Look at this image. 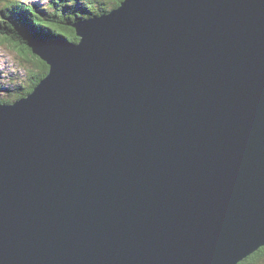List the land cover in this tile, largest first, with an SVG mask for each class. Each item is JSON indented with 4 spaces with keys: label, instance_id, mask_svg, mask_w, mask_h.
I'll list each match as a JSON object with an SVG mask.
<instances>
[{
    "label": "water",
    "instance_id": "obj_1",
    "mask_svg": "<svg viewBox=\"0 0 264 264\" xmlns=\"http://www.w3.org/2000/svg\"><path fill=\"white\" fill-rule=\"evenodd\" d=\"M34 45L0 105V264H239L264 246V0H123Z\"/></svg>",
    "mask_w": 264,
    "mask_h": 264
},
{
    "label": "trees",
    "instance_id": "obj_2",
    "mask_svg": "<svg viewBox=\"0 0 264 264\" xmlns=\"http://www.w3.org/2000/svg\"><path fill=\"white\" fill-rule=\"evenodd\" d=\"M123 0H50L49 3H26L0 0V47L12 52L19 61L18 70H26L27 79L9 86L0 104H12L33 92L49 73V66L32 53L34 45L51 42H78L79 23L107 15ZM2 89V85L0 86ZM10 89V90H9ZM1 95V94H0ZM239 264H264V246Z\"/></svg>",
    "mask_w": 264,
    "mask_h": 264
},
{
    "label": "rangeland",
    "instance_id": "obj_3",
    "mask_svg": "<svg viewBox=\"0 0 264 264\" xmlns=\"http://www.w3.org/2000/svg\"><path fill=\"white\" fill-rule=\"evenodd\" d=\"M26 3H40L45 5L50 2V0H21ZM113 12V11H112ZM19 61L14 58V54L12 52H6L3 47H0V86L2 85V89H0V97L5 98L7 97L6 90H8V85L5 86V83L9 82L11 86L13 83L18 84L22 83L24 80L27 79V72L24 69L18 70ZM10 90V89H9ZM9 97V96H8ZM0 105H3L1 103Z\"/></svg>",
    "mask_w": 264,
    "mask_h": 264
},
{
    "label": "bare ground",
    "instance_id": "obj_4",
    "mask_svg": "<svg viewBox=\"0 0 264 264\" xmlns=\"http://www.w3.org/2000/svg\"><path fill=\"white\" fill-rule=\"evenodd\" d=\"M89 19H91V18H89Z\"/></svg>",
    "mask_w": 264,
    "mask_h": 264
}]
</instances>
